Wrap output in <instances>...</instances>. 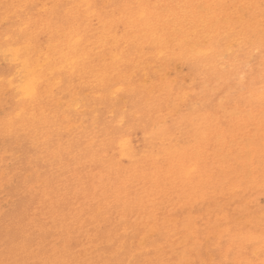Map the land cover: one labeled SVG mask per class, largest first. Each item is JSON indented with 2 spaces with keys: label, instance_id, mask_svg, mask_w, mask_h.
Segmentation results:
<instances>
[{
  "label": "rangeland",
  "instance_id": "rangeland-1",
  "mask_svg": "<svg viewBox=\"0 0 264 264\" xmlns=\"http://www.w3.org/2000/svg\"><path fill=\"white\" fill-rule=\"evenodd\" d=\"M9 1L31 18L15 21V38L21 22L44 35L34 41L37 56L52 55L48 45L66 46V36L83 28L92 51L80 59L81 71L65 76L63 87L73 85L75 94L72 107L58 101L56 123L45 129H57L53 138L44 143L40 134L34 143L28 127L19 139L9 127L0 133V250L7 247L0 264H261L264 0ZM0 2L5 9L7 0ZM142 17L150 19L147 30ZM8 65L0 58V82L11 77ZM58 67L45 72L52 82L60 81ZM13 107L6 88L1 126ZM206 120L214 143L204 154H211L181 160L192 125L201 129ZM124 141L134 145L135 160L122 157ZM162 143L177 154L168 159ZM196 159L202 173L187 178ZM37 201L46 211L42 228L27 236L22 210Z\"/></svg>",
  "mask_w": 264,
  "mask_h": 264
},
{
  "label": "bare ground",
  "instance_id": "bare-ground-1",
  "mask_svg": "<svg viewBox=\"0 0 264 264\" xmlns=\"http://www.w3.org/2000/svg\"><path fill=\"white\" fill-rule=\"evenodd\" d=\"M15 7H16L15 3H12L11 1L7 0L6 7L4 9L3 7H1V2H0V58L3 61H5L7 64H9L8 66H10V68L12 69L11 77L8 79V81H6V82L1 81L0 82V96H3V93L6 90V88L10 89L12 91V100H13L14 106L18 110L15 114H12V113L7 114L6 118L4 119L5 122L2 124V126L0 125V133H5L6 127H9L11 129V131L13 132V133H11V135L16 139L22 135L23 127H25V129H26V127H28L29 131H31V134H32V138L30 139L31 141H33L35 143L38 136L40 134H42V136L45 135V136H43L42 141L44 143H47V140H48L47 138H53L54 133L57 131V129L55 132L52 131V129H51V134H49L48 130H45V129L52 128V125H54L56 123V119H55L56 114L54 112V109H55L56 105H58L57 104L58 101L60 100V101H62V103L63 102L66 103L68 107H70V106L72 107V105H70V104H72L71 97L74 96L75 93L70 95L71 88L73 87V85L63 87L64 82H65L64 79L66 78L65 76L72 78L76 72L81 71L80 59L88 60L90 57L89 53L92 50H90V48L88 47L89 45L86 42V34H85L86 30H85V28H83L81 31H79L78 34L73 33V34L66 36V38L64 40L67 43L66 46L61 44V43L48 45V47H46V50H51L50 52H52L53 54L50 56H47L48 53L45 51L44 53H42L43 58L41 59V57H42L41 54H39L37 56V53H34L35 51L32 48L34 46V41L37 39V37L42 38L44 36V35L40 34L36 28H33V30L31 31V34H30L29 28L25 26L26 23L21 22L20 27L18 29L19 30L18 31L19 37L15 38V36H14L15 35L14 34L15 33V29H14L15 21L18 19H25V20H27V22H29L31 20L30 17L25 18L24 16H22L23 12L21 9L15 11ZM89 10L87 9L86 16L91 15V12ZM9 14H10V16H8ZM141 19L143 21L144 17H142ZM6 25L8 26V28L4 27ZM150 26H151L150 19H147V18L144 19V26H143L144 30H147V28ZM2 27H4V28L2 29ZM76 35H79L81 38L80 39L77 38ZM54 36L58 37L57 34H54ZM161 43H162V39H161V36H159L158 41L156 42V46L160 47ZM144 44L140 45L139 47L141 48L142 46H144ZM126 54L130 55L129 53H125V56H126ZM56 62L59 65V67H58L59 73H58L57 77L60 79V81L52 82V79H51L52 74L49 75L50 76V78H49L48 73L54 68V66L56 65ZM46 70L48 71L47 74L45 73ZM238 74H239V76L245 78V75H243L242 73H238ZM255 77H256L255 70L254 69L249 70L248 79L251 80L250 82L255 81V79H256ZM243 80L238 81L239 86L243 87L246 84L248 86L249 81H246V83H245V81H243ZM68 82H69L68 84H72L73 81H68ZM236 85H238V84H236ZM80 98H81V100H80L81 103L83 105H86V103H87L86 97H84L82 95V97H80ZM62 103H60V104H62ZM53 104H54V107H53ZM73 104H74V102H73ZM204 104H205L204 109H207L208 108L207 103H204ZM193 109H196V108H193ZM208 111H209L208 109L205 110V112H208ZM1 123L2 122H0V124ZM202 126L203 127L200 129L201 126H198L195 124L192 125L191 130H193L192 131L193 137L192 138L190 136L185 137L184 143H183L184 149L182 151L181 160L189 152L196 154L197 157H204V156L208 157V155L211 154V150H208V152L206 154H204V152H205L206 148H208V149L211 148V145L214 143L213 130H212V127L210 126V122L208 120H206V122H204V124ZM38 129L41 130L39 132V134L37 133ZM48 134H49V136L46 137ZM50 135H52V137ZM148 138H149L148 136H145V139H148ZM21 140L23 141L24 139H21ZM176 142L182 143L183 141L181 139H179ZM165 148H166V146L163 143L159 147L160 150H163V149L166 150ZM11 149H13V148L11 147ZM25 150H27V149H25ZM25 150H24V152H25ZM166 151H167V154H170V156L167 157L168 159L172 158L171 156H175L177 154V151H175V149L173 150L172 148H171V152H170V149H167ZM240 151H242L241 156L246 155L243 147ZM21 154H24V153H21ZM8 155H6V156H8ZM121 155L126 161H129V162L136 159L135 157L137 156V154H136V150L134 149V145L132 144V142L124 141L121 144ZM13 156H12V158H16ZM9 160H11V159H9ZM9 160H7V161H9ZM15 160H18V159H15ZM199 162L201 163L202 160L196 159L194 161L192 168L189 169L188 172H186L187 178H189L190 175L196 169L198 170V172H200V174L202 173L201 164H199ZM16 165L18 166V161H17ZM18 168H20V167H18ZM13 169L11 171H13ZM5 170H8V168ZM19 170H22V168ZM14 174H16V173H14ZM7 175H9V174H7ZM12 175H13V173H12ZM17 176H18V173H17ZM13 178H14V176H13ZM7 181L11 182V180H9V179H7ZM15 181H17V180H15ZM19 186H17V187L19 188ZM14 187H16V186L13 185V188ZM20 187L22 188L23 186H20ZM24 189H25V187H24ZM11 195H14V194H11ZM23 201H25V200H23ZM22 204H23V202H22ZM22 204H20V205H22ZM29 204H30V201H29ZM20 205H18V207ZM41 208H43V204H41L37 201L32 205V209H33L32 211L28 210V211L24 212V210H22L23 214L25 215V213H26V215H27L26 217L28 218L26 220L27 227H26V233H25V234H27V236L28 235H30V236L34 235L40 228H42V214H43V212H46V211H41ZM235 209L237 211H240L241 209H243V206L239 205V207L237 206V207H235ZM65 216H66L65 214H61V212H60L59 216L57 218V222L60 221L59 223H63L62 220L67 219ZM147 218H148V216H147ZM50 221H53V220H50ZM151 221H152V218H151ZM0 225H4V222H1V220H0ZM70 226H72V225H70ZM117 233H118V229H116V234ZM5 236H6V234H5ZM106 236H107V234H106ZM26 238L28 240L30 237L29 238L26 237ZM38 238H40V237H38ZM6 239L8 240L9 238H5V240ZM242 239H245V238L242 237ZM233 240L234 239H231V237L229 238V241H228L229 247L227 249L229 252L232 251L231 245L234 243ZM8 241H11V240H8ZM24 242L28 244V242H26V240ZM103 242H104V240H103ZM4 247L7 248L6 246H4ZM117 247H118V245H116V249H117ZM5 248H2V249L5 250ZM1 250H0V253L3 252V254H4V251H1ZM16 250H17V248H16ZM29 250H30V247H29ZM21 251H22V253H27V251H28L27 245H24L22 247ZM16 253L18 254V252H15V254ZM0 256H1V254H0ZM60 257H61L62 262H66L62 259V256H60ZM234 257L237 258V257H239V255L235 254ZM33 261H35V260H33ZM240 262H242V259H240ZM249 262H250L249 264H254L252 259H250ZM4 263H5V261H4ZM29 263H31V262H29ZM243 264H245V263H243ZM261 264H264V260L262 261Z\"/></svg>",
  "mask_w": 264,
  "mask_h": 264
}]
</instances>
